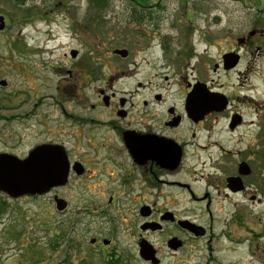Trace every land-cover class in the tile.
Instances as JSON below:
<instances>
[{"label": "rangeland", "instance_id": "374dc122", "mask_svg": "<svg viewBox=\"0 0 264 264\" xmlns=\"http://www.w3.org/2000/svg\"><path fill=\"white\" fill-rule=\"evenodd\" d=\"M0 16L6 21L0 30V153L23 159L38 141L54 138L53 133L67 124L60 113L62 104L70 113L85 112L72 98L78 83L75 77L87 75L86 65L95 76L82 79L78 83L82 89L76 94L97 104L94 113L104 122L107 116L98 90H107L110 75L117 77L122 71L125 75L115 79L113 89L139 92L144 98L157 90L181 92L184 79L196 78L213 80L212 85L225 83L229 91L237 75L221 77L212 69L232 39L247 36L255 28L264 29V0H0ZM262 44L264 39L259 37L248 50ZM114 49H126L131 57H115ZM184 49L193 55L190 64L179 55ZM72 50L78 51L79 60L71 57ZM255 55L256 72L250 79L258 86L264 78V46ZM159 56L170 66L153 69L148 61ZM2 81L6 84L1 85ZM84 83L89 84L87 88ZM35 96L40 97L36 112L43 111L47 120L38 115L27 120L21 115L30 110ZM43 119L49 121L47 126L38 123ZM45 129L51 134L44 133ZM65 130L56 139L87 170L83 176L71 174L69 183L56 190L68 202L65 211L56 208L54 191L13 197L0 190V264H110L111 254L118 255L117 264L136 263L135 236L141 222L136 211L124 210L120 203L102 208L114 193L108 189H118L112 180L123 173L119 164L128 168L129 163L115 155L107 159L108 148L98 147L99 142L106 145L105 126L73 125ZM95 143L96 154L92 150ZM102 209L110 219L102 218ZM93 237L100 244L104 239L111 243L104 249L99 244L92 247ZM245 250L241 245L231 259L223 253L217 264L232 260L242 264ZM198 262L200 257L192 260V264ZM246 263L261 262L252 257Z\"/></svg>", "mask_w": 264, "mask_h": 264}, {"label": "flooded vegetation", "instance_id": "af4514ba", "mask_svg": "<svg viewBox=\"0 0 264 264\" xmlns=\"http://www.w3.org/2000/svg\"><path fill=\"white\" fill-rule=\"evenodd\" d=\"M259 37L264 39V29L255 28L247 36L232 39L227 49L221 50L212 70L221 77L237 75V82L229 91L225 83L218 82L213 86V80L196 78L184 79L181 92L172 94L157 90L144 98L139 92H117L113 84L116 78L124 77L120 75H125V71L117 77L111 74L109 88L98 90L100 105L106 111L105 122L94 113L97 104L89 103L85 95L76 94L82 89L78 84L82 79H92L91 74L95 76V71L86 65L87 75L75 77L78 83H75L76 93L72 98L75 105L84 107L85 112L70 113L62 104L60 113L67 124L62 125L61 132L53 133L54 138L38 141L23 157L28 158L41 146L52 148L47 152L51 160L59 159L60 154L65 153L67 183L32 196L55 193L69 183L71 174H85L87 169L83 162L72 158L70 149L56 137L65 135L67 126L72 129L73 125H83L95 129L99 124L106 127L107 146L101 142L98 145L108 148L106 158L114 159L115 155L129 163L128 168L119 164L123 173L116 181L112 180L118 184L115 187L118 189H108L114 193L102 208L120 203L125 206L122 207L124 210L136 211L141 222L138 236L133 234L139 258L134 264H166V259L169 264H192V260L199 257L201 263L197 264H217L224 258L223 253H229L225 259L233 258L231 254L241 249V245L247 247L242 251V264H248L246 260L252 257L264 264V78L258 86L250 79L256 72L255 53L262 51L264 45H253L254 49L248 50L251 41ZM114 50L115 57L123 60L131 57L128 50L126 57L115 54ZM179 55L190 64L193 57L190 49L180 51ZM79 57L77 51L73 59L76 61ZM163 61L165 59L159 56L148 62L153 69L161 70L170 66ZM68 73L72 74V70ZM262 75L264 77V70ZM199 84L204 86L205 92L201 97L198 92L193 100L190 96ZM84 85L83 88H87L89 84ZM137 85L143 86L140 82ZM251 90L257 93L253 94ZM134 93H137L136 99ZM34 99L30 110L21 115L27 120L36 115L47 120L43 111L36 112L40 97ZM210 105L215 107L209 108ZM45 119L38 123L47 126L49 121ZM46 132L51 134L50 129H45ZM59 149L63 153L58 156ZM96 149L95 143L94 154ZM3 153L16 156L8 152L0 154ZM182 173L184 180L180 177ZM55 196L60 197L55 193L53 200ZM177 205L184 208L177 209ZM102 211L105 213L104 209ZM102 218L108 220L110 216L105 213ZM143 241L152 245L153 258L141 256ZM90 243L92 247L99 244L104 249L111 241L104 239L100 244V240L93 237ZM109 258L110 264L118 263V255L111 254Z\"/></svg>", "mask_w": 264, "mask_h": 264}, {"label": "water", "instance_id": "95a60500", "mask_svg": "<svg viewBox=\"0 0 264 264\" xmlns=\"http://www.w3.org/2000/svg\"><path fill=\"white\" fill-rule=\"evenodd\" d=\"M5 27L4 17L0 16V30ZM77 51H72V56H76ZM115 54L126 57L128 51L126 49H115ZM1 84L5 85V81ZM202 84L196 85L193 95L190 97L194 100V95L198 92H205ZM216 95V94H215ZM215 105H210L213 108ZM49 147H38L26 159H19L9 154H0V190L13 197L21 195H35L48 192L52 187L64 185L68 180V163L65 153L58 150L59 159H48ZM64 155V157H63ZM56 207L58 210L67 208L68 202L55 196ZM107 243V242H106ZM141 256L147 259L154 257V249L148 242L143 241L140 244Z\"/></svg>", "mask_w": 264, "mask_h": 264}]
</instances>
